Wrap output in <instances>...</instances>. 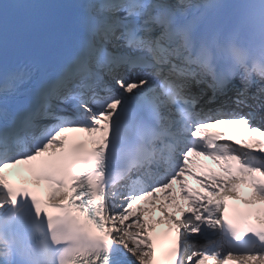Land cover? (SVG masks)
<instances>
[{
  "label": "snow or ice",
  "instance_id": "6c2138e0",
  "mask_svg": "<svg viewBox=\"0 0 264 264\" xmlns=\"http://www.w3.org/2000/svg\"><path fill=\"white\" fill-rule=\"evenodd\" d=\"M213 125L253 139L217 143ZM193 155L237 165L209 183ZM239 184L256 223L229 216ZM209 262L264 264V0H0V264Z\"/></svg>",
  "mask_w": 264,
  "mask_h": 264
},
{
  "label": "bare ground",
  "instance_id": "6f19581e",
  "mask_svg": "<svg viewBox=\"0 0 264 264\" xmlns=\"http://www.w3.org/2000/svg\"><path fill=\"white\" fill-rule=\"evenodd\" d=\"M162 199H164V198L162 197ZM158 202L161 203L160 201H158ZM163 203H167V201H165V202H163ZM176 204H177V200H173V201H172V206H175ZM156 211H160L158 205H157L156 209L152 212V215H154ZM147 219H148V218H147ZM149 221H152V220L149 218ZM133 259H134V258H133Z\"/></svg>",
  "mask_w": 264,
  "mask_h": 264
}]
</instances>
